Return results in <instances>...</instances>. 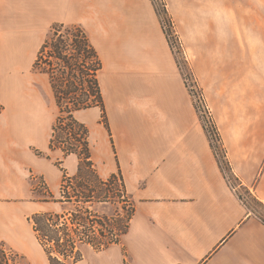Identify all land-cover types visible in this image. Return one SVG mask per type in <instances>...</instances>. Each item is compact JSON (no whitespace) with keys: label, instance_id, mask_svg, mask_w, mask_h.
Instances as JSON below:
<instances>
[{"label":"crops","instance_id":"obj_1","mask_svg":"<svg viewBox=\"0 0 264 264\" xmlns=\"http://www.w3.org/2000/svg\"><path fill=\"white\" fill-rule=\"evenodd\" d=\"M163 1L193 67L244 69L210 106L234 179L264 205V0ZM57 24L79 26L101 60L109 130L98 108L74 116L98 175L119 173L135 207L118 244L75 264H264V223L226 182L152 0H0V243L24 235L20 214L59 209L33 200L32 177L57 197L55 162L77 173L48 148L52 91L33 69Z\"/></svg>","mask_w":264,"mask_h":264},{"label":"trees","instance_id":"obj_2","mask_svg":"<svg viewBox=\"0 0 264 264\" xmlns=\"http://www.w3.org/2000/svg\"><path fill=\"white\" fill-rule=\"evenodd\" d=\"M153 5L174 54L172 22L164 1L161 7L155 2ZM33 69L48 76L58 109L48 148L61 151L64 158L75 155L78 168L75 175L69 176L62 167V161L56 162L62 172L58 196L45 188L42 196L33 200L58 203L60 210L35 213L27 220L48 264H75L84 258L87 247L103 251L118 244L129 229L135 207L119 173L106 179L98 175L91 160L88 128L74 116L78 111L98 108L100 123L109 130L98 79L102 63L85 31L75 25H54L39 50ZM203 128L206 131L204 125ZM209 140L219 168L229 184V176H234L222 146V154H219L216 142L220 143V137L216 136L214 143ZM241 188L243 193L264 208L247 188ZM38 192L34 186L33 194ZM237 196L250 210L241 195ZM107 205L114 208L110 215L98 211V208ZM256 217L264 223V218ZM21 258L0 243V264H19Z\"/></svg>","mask_w":264,"mask_h":264},{"label":"rangeland","instance_id":"obj_3","mask_svg":"<svg viewBox=\"0 0 264 264\" xmlns=\"http://www.w3.org/2000/svg\"><path fill=\"white\" fill-rule=\"evenodd\" d=\"M158 5H160L161 7L160 1H158ZM173 35L175 41L173 45V50L175 55L173 54V52L172 54L176 59L178 74L180 75V78L184 83L186 94L188 95V97H190L192 106L196 111V114L198 115L201 125L203 124L207 128V130L209 129V134L210 136H212V139H216V136H219V134L212 116L210 99L212 98V100L215 101L216 91H223L226 90V88H230V87L240 88L241 76L243 75L244 69L240 66H231V67L218 66L214 68H206V67L195 68L193 67V64L190 61H188V58L190 59L189 54L183 50L182 45L178 39V36L176 35V32L174 30H173ZM46 77L49 81L47 75ZM48 108H49V117L52 121L50 124L53 125L55 118L58 115V109L55 105L53 94L50 98V104ZM216 144L218 147L219 154L221 155L222 154L221 144L218 142H216ZM36 155L46 156V154L41 151H36ZM229 179H230L229 184L235 188L237 194L241 195L243 201L249 207L251 214L264 218V208L258 203H256V201H254L252 197L243 193L242 188L239 187L238 182L233 177L229 176ZM32 185L36 186L39 191L38 193L32 194V198L35 199L40 198L42 196V192L45 191V188L47 189L44 180L39 176L32 177ZM45 196L47 195L45 194ZM50 207L53 209L59 208L58 210H60V206L56 204L51 203ZM113 209L114 208L111 205H107L105 207L98 208V211L105 215H110ZM29 217L30 216L20 214L14 223L16 228L24 230V235L19 236L17 238H13L12 239L13 241L10 242V245L7 243H3V244L14 250L22 257L19 260V264H48L45 254L43 255L38 250V247L35 243L34 233L32 232L31 225L27 220ZM94 253L95 252L91 248H88L84 251L85 254L84 256L88 258L94 255Z\"/></svg>","mask_w":264,"mask_h":264},{"label":"built area","instance_id":"obj_4","mask_svg":"<svg viewBox=\"0 0 264 264\" xmlns=\"http://www.w3.org/2000/svg\"><path fill=\"white\" fill-rule=\"evenodd\" d=\"M158 1H160L162 3L163 0H152V3L155 2L156 4H158ZM206 132L208 134V138H210L212 143H214V139H212V136H210V134H209V129L207 130V128H206Z\"/></svg>","mask_w":264,"mask_h":264}]
</instances>
